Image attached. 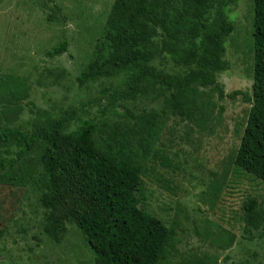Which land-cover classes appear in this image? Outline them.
I'll use <instances>...</instances> for the list:
<instances>
[{
	"label": "trees",
	"instance_id": "trees-1",
	"mask_svg": "<svg viewBox=\"0 0 264 264\" xmlns=\"http://www.w3.org/2000/svg\"><path fill=\"white\" fill-rule=\"evenodd\" d=\"M237 1L113 0L75 82L82 88L115 79L106 98L123 124L88 119L70 129L77 108H69L57 118L33 122L28 131L0 127V183L37 187L44 236L60 243L67 226H75L92 252L91 264H173L174 230L140 209L136 196L142 183L138 152L148 156L157 114L143 107L134 111L128 104L159 98L163 111L187 122L201 117L199 88L213 87L222 98L216 74L230 68L223 54L234 31L226 8ZM67 48L64 38L46 56ZM252 53L251 95H244L251 107L234 164L264 182V0H253ZM166 57L182 71L170 73L153 64ZM25 89L21 82L15 90ZM3 93L5 107L19 111L22 106L11 104L18 99L14 92ZM13 148V158L3 157ZM33 153H38L35 165L27 163ZM240 210L250 241L264 232V210L253 196Z\"/></svg>",
	"mask_w": 264,
	"mask_h": 264
},
{
	"label": "rangeland",
	"instance_id": "rangeland-1",
	"mask_svg": "<svg viewBox=\"0 0 264 264\" xmlns=\"http://www.w3.org/2000/svg\"><path fill=\"white\" fill-rule=\"evenodd\" d=\"M112 2L0 0V97L13 91L18 99L11 104L22 106L14 111L0 101V127L28 131L33 122L57 118L69 108H77L70 129L88 119L123 124L106 98L115 79L82 88L75 82ZM226 15L234 26L223 54L230 68L216 74L224 96L213 87L199 88L200 118L181 122L162 110L159 98L128 104L134 111L143 107L157 114L149 154L142 158L138 152L142 183L136 196L140 209L174 230L173 264H264V232L249 241L240 210L247 196L258 199L264 210V182L234 164L251 107L244 95H251L252 86L253 0H238ZM64 38L67 51L47 57V50ZM153 64L170 73L182 71L167 57ZM21 82L26 89L19 93L15 89ZM234 92L241 94L230 98ZM15 151L3 157L13 158ZM37 159L38 153L30 154L27 163L35 165ZM38 193L29 184L0 183V264H91L92 252L75 226H67L60 243L42 234Z\"/></svg>",
	"mask_w": 264,
	"mask_h": 264
}]
</instances>
